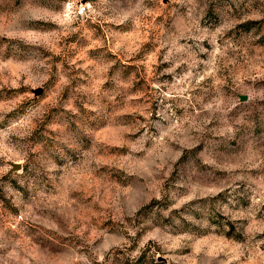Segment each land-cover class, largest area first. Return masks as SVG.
Segmentation results:
<instances>
[{
  "label": "rangeland",
  "instance_id": "374dc122",
  "mask_svg": "<svg viewBox=\"0 0 264 264\" xmlns=\"http://www.w3.org/2000/svg\"><path fill=\"white\" fill-rule=\"evenodd\" d=\"M0 264H264V0H0Z\"/></svg>",
  "mask_w": 264,
  "mask_h": 264
},
{
  "label": "built area",
  "instance_id": "2783aa9c",
  "mask_svg": "<svg viewBox=\"0 0 264 264\" xmlns=\"http://www.w3.org/2000/svg\"><path fill=\"white\" fill-rule=\"evenodd\" d=\"M84 5L80 2L76 5L75 10L78 13H81L83 11Z\"/></svg>",
  "mask_w": 264,
  "mask_h": 264
},
{
  "label": "water",
  "instance_id": "95a60500",
  "mask_svg": "<svg viewBox=\"0 0 264 264\" xmlns=\"http://www.w3.org/2000/svg\"><path fill=\"white\" fill-rule=\"evenodd\" d=\"M19 167V163L18 162H12L11 163V168L12 169H16V168H18Z\"/></svg>",
  "mask_w": 264,
  "mask_h": 264
}]
</instances>
